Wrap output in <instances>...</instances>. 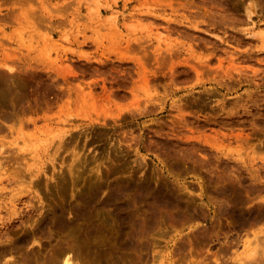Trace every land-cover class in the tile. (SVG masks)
I'll list each match as a JSON object with an SVG mask.
<instances>
[{"label": "rangeland", "instance_id": "374dc122", "mask_svg": "<svg viewBox=\"0 0 264 264\" xmlns=\"http://www.w3.org/2000/svg\"><path fill=\"white\" fill-rule=\"evenodd\" d=\"M263 229L264 0H0V264H264Z\"/></svg>", "mask_w": 264, "mask_h": 264}, {"label": "bare ground", "instance_id": "6f19581e", "mask_svg": "<svg viewBox=\"0 0 264 264\" xmlns=\"http://www.w3.org/2000/svg\"><path fill=\"white\" fill-rule=\"evenodd\" d=\"M59 123H61V122H59ZM61 125V124H60ZM67 125V124H66ZM201 188H202V186H201ZM234 213V212H233ZM236 213H238L237 211H236ZM239 214V213H238ZM233 215H235V213L233 214ZM236 216V215H235ZM264 234V229L263 230H261V234ZM2 238V235L0 234V239ZM254 239H255V241L256 242H258V238H257V236H256V233H254ZM129 245H130V242H128V241H123L122 243H121V247L122 248H128L129 247ZM251 246V242L249 241V240H247V241H245L244 242V244H243V250H245V251H247V250H249L250 252H252L251 253V255H254V254H256L257 252H258V247H257V245H255L253 248H251L250 247ZM256 247H257V249H256ZM220 251H222V247L219 249ZM219 254H215L214 256H213V259H212V261H209V262H206L205 264H228V263H226L225 261H223V260H220L221 258L218 256ZM250 255V256H251ZM253 258V257H252ZM252 258L250 259H244V256L243 257H239L238 259H236L237 260V262H235L236 264H253L254 263V261H252ZM253 260H256V264H259L258 263V260L256 259V257H255V259H253ZM61 261L63 262V264H74V262H73V260H72V255H71V252L70 251H64L63 253H62V259H61ZM10 264V263H9ZM191 264H199L198 262H191Z\"/></svg>", "mask_w": 264, "mask_h": 264}]
</instances>
